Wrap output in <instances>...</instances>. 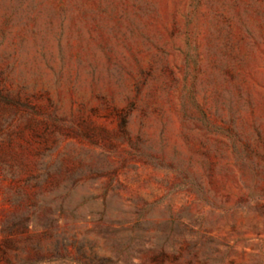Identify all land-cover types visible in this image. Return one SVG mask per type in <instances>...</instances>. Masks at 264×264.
Instances as JSON below:
<instances>
[{"label": "rangeland", "instance_id": "374dc122", "mask_svg": "<svg viewBox=\"0 0 264 264\" xmlns=\"http://www.w3.org/2000/svg\"><path fill=\"white\" fill-rule=\"evenodd\" d=\"M0 264H264V0H0Z\"/></svg>", "mask_w": 264, "mask_h": 264}]
</instances>
